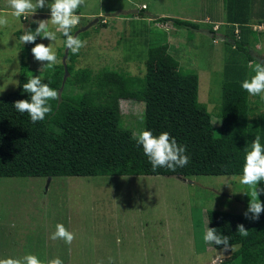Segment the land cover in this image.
Here are the masks:
<instances>
[{
  "label": "rangeland",
  "instance_id": "rangeland-1",
  "mask_svg": "<svg viewBox=\"0 0 264 264\" xmlns=\"http://www.w3.org/2000/svg\"><path fill=\"white\" fill-rule=\"evenodd\" d=\"M32 2L35 5L36 0ZM50 2L45 0L44 6L20 18L9 15L7 23L0 25V97L16 89L22 64L28 66L30 75L33 63L39 74L47 63L34 60L30 43L20 42L19 37L34 32L42 21L56 30L48 22ZM6 9L8 0H0V12ZM74 12L79 22L72 34L85 42L74 54L76 68L93 72L108 68L140 77L147 48L167 44L180 69L197 75V100L212 125L220 126L222 0H81ZM159 18L191 21L198 28L176 27ZM263 27L264 23L250 24L258 35L251 52L262 64ZM60 36L56 31V40L38 36L36 41L50 44L56 64L64 65L68 51L62 49ZM249 99L264 112V101L257 96ZM119 105L121 124L134 135L142 128L143 103L121 100ZM247 196V186L240 185L239 176L1 178L0 258L30 253L45 261L59 257L63 264H211L219 257L216 264H238L225 262L236 245L214 250L202 243L199 233L208 228L206 210L241 214ZM57 223L73 233L69 244L49 238Z\"/></svg>",
  "mask_w": 264,
  "mask_h": 264
},
{
  "label": "trees",
  "instance_id": "trees-1",
  "mask_svg": "<svg viewBox=\"0 0 264 264\" xmlns=\"http://www.w3.org/2000/svg\"><path fill=\"white\" fill-rule=\"evenodd\" d=\"M222 1L225 39L218 128L197 100V75L180 69L167 44L147 48L140 77L108 68L97 72L76 68L74 54L67 52L64 65L43 68L40 74L38 65L31 66L30 75L39 74L41 83H48L58 92L51 102L52 112L43 121L33 124L27 113L21 115L12 107L15 101L28 99L21 88L30 76L27 65H21L16 89L0 97V179L240 176L252 140L259 136L264 144V112L240 88V81L255 74L249 62L260 63L251 52L258 35L250 24L264 23V0ZM157 20L170 21L176 27L198 28L196 23L182 19ZM99 23L104 26V22ZM36 43L31 42V47ZM121 100L143 103L142 128L153 135L166 131L174 136L178 144L185 146L189 163L175 171H154L135 144L133 133L121 124ZM258 189H264V182H258ZM258 196L262 211L255 220L247 210L249 195L241 214L205 211L207 227L227 236L230 247L237 246L226 263L264 264V191ZM238 225H243L246 236L240 235ZM211 246L214 250L224 249L223 245Z\"/></svg>",
  "mask_w": 264,
  "mask_h": 264
},
{
  "label": "clouds",
  "instance_id": "clouds-1",
  "mask_svg": "<svg viewBox=\"0 0 264 264\" xmlns=\"http://www.w3.org/2000/svg\"><path fill=\"white\" fill-rule=\"evenodd\" d=\"M45 0H36L35 5L32 0H8V9L0 12V25L7 23V16L20 18L26 11H31L34 7L44 6ZM81 3V0H51L47 4L50 9V19L48 22L55 26V31L50 30L48 23L40 22L35 31H26L19 37L22 43L34 42L37 37L47 38L50 41L57 39L56 31H59L64 37V49L72 54L79 52L85 43L79 36L71 34V29L79 22V16L74 10ZM33 59L40 62H47L42 65L45 69H52L58 62L56 52L52 46L43 43H36L31 48ZM251 63V62H249ZM254 75L244 78L240 81V88L246 90L249 96H257L260 101H264V65L255 63L253 65ZM40 75H30L27 82L21 85L22 91L28 94V99L15 101L13 109L21 115L27 113V116L33 124L37 121H43L46 114L52 112V101L58 97L56 89L51 88L48 83H41ZM135 144L142 150L147 162L155 171L157 168H167L175 171L189 163V156L186 154V148L183 144H178L174 136L168 132H161L153 135L152 131L141 128L134 134ZM258 182H264V144L260 143V137L254 138L250 145V150L246 151L242 172L239 176L241 186H247V192L250 196L248 211L253 213L252 219H257L262 211V204L258 199V194L264 189H258ZM247 217V212L244 213ZM240 235L246 236L248 233L243 225L237 226ZM51 240H63L69 244L73 239V233L68 231L63 224L57 223L55 231L50 234ZM199 238L203 244L223 245L227 250L230 245L228 237L216 232V229L207 228L199 233ZM216 259H219L217 257ZM216 259H212L211 264H216ZM111 258H109V261ZM0 264H63L59 257L47 261L38 258L33 254H25L22 257L14 258L11 256L0 258ZM102 264V262H101Z\"/></svg>",
  "mask_w": 264,
  "mask_h": 264
},
{
  "label": "built area",
  "instance_id": "built-area-1",
  "mask_svg": "<svg viewBox=\"0 0 264 264\" xmlns=\"http://www.w3.org/2000/svg\"><path fill=\"white\" fill-rule=\"evenodd\" d=\"M102 22H105V21L102 20ZM263 28H264V27H263ZM212 29H213V31H216L217 27H213ZM235 33H237V30H235ZM217 38H220V37H217Z\"/></svg>",
  "mask_w": 264,
  "mask_h": 264
},
{
  "label": "bare ground",
  "instance_id": "bare-ground-1",
  "mask_svg": "<svg viewBox=\"0 0 264 264\" xmlns=\"http://www.w3.org/2000/svg\"><path fill=\"white\" fill-rule=\"evenodd\" d=\"M16 35H18V34H16Z\"/></svg>",
  "mask_w": 264,
  "mask_h": 264
}]
</instances>
